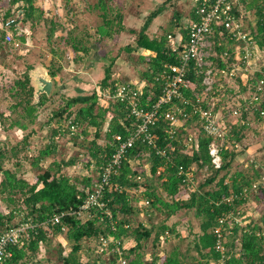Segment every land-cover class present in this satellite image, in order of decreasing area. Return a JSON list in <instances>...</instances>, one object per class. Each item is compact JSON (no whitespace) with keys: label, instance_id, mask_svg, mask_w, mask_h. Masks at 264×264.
Wrapping results in <instances>:
<instances>
[{"label":"trees","instance_id":"16d2710c","mask_svg":"<svg viewBox=\"0 0 264 264\" xmlns=\"http://www.w3.org/2000/svg\"><path fill=\"white\" fill-rule=\"evenodd\" d=\"M115 1L98 0L94 5L92 10L99 9L97 11L102 17V22L97 25L95 34L89 32L88 29L84 33H78L77 29L73 28L69 30L67 36L58 37L56 33L61 25L58 17H48L45 14L46 9L42 5H38L37 0H9L10 8L3 16L0 15V20L15 17L18 23V28L14 31V38L11 41L6 40L5 29L0 31V50L3 58H6L4 50L7 46L14 47L17 43H19L18 46H24L28 43L30 37L26 31L27 24L44 23L53 57L47 63L44 60L45 54L42 53V59L39 61L48 67L54 80V90L51 95L43 93L39 101L35 102L34 86L29 74V71L35 68L34 63L28 64V69L23 77L11 80L9 83H4L0 77V89L5 90L6 96L11 100V105L6 110L9 114L0 112V126L2 125L3 129L4 127L7 129L19 127L27 131L24 139L12 147L0 140V201L4 203V205H0V234L24 220L41 223L56 213L66 212L70 209L78 210L88 198L93 185L100 179L105 165L116 150L114 136L117 134L128 136L136 126V120L133 115L129 114L130 110L126 108L125 103L115 101L113 105L104 107L100 102L101 96L98 90L109 88L113 91L115 84L119 82L113 76V68L120 54L108 52L99 58L100 61L105 62L104 76L97 84L99 89L96 86L92 92L79 91L77 95L62 96L65 103L58 110H53L49 119L40 127L42 128L46 124L53 125L50 130L52 134L49 136V142L44 145L36 157L29 158L30 137L40 130L36 126L40 121L39 109L47 101L52 102L59 92L56 87L61 81L57 77L59 71L63 69L61 60L65 54L71 51L73 53L72 63L78 65L87 60L94 49L101 48L100 43L92 40L93 36L98 34L99 39L103 41L112 39L125 30L124 14L122 12L111 13V6ZM199 3L200 0H198ZM254 6L257 8L256 13L260 16L264 8V0H241L232 10L234 14L240 16L244 12H250ZM197 8L193 20L199 18L196 12ZM155 15L156 13L150 14L141 30H131L136 35L135 43L123 48L127 53L140 49L155 52V56H140L147 65V68L141 72L142 79L149 83L144 94L140 97L141 105L145 108H151L160 96L161 86L156 77L163 67L166 64L179 63V56L173 51L172 41L168 37L173 31L174 25H169L167 31L161 35L151 37L148 34L147 29ZM10 29H15V27L11 26ZM260 31L259 23L257 22L255 25L253 22L248 36L252 40H256L264 49V40ZM184 32L186 34L187 31L184 30ZM209 39L214 41V53L208 60L212 62L211 68L215 71L220 68H230L236 64V49H228L223 41L228 40L230 43L238 44L241 48V57L243 56L244 43L237 41L224 26L216 25L215 31ZM242 63L243 61L240 62V64ZM207 69L206 65L200 66L196 59L189 62L185 76L187 87L183 90V98L195 99L202 95L205 91L204 77ZM263 72V68H258L254 74H247L244 85L240 76H237L240 89H242L240 91L244 93L249 90L250 97L259 80L264 76ZM151 84H155V86H151ZM215 90L214 93H208L204 103L205 107L209 108L215 103L210 98L219 95L217 91L220 88H217L216 84L212 91ZM230 90L234 91L232 88ZM208 100H211V105L208 104ZM247 100L242 98V102L240 101L242 104H238L241 109L240 118L232 122L231 129L228 131L230 140L223 146L221 168H214L211 162L208 147L212 138L204 132L195 136L196 141L192 149L185 146V140L192 134L186 135L187 126L191 124L193 118H198L197 115L184 116L180 114L179 118L183 121V125L177 127V133L173 136L168 132L173 125L163 115L152 131L157 136L158 146L165 151V155L158 154L156 149L141 140H138L129 149L126 157L117 167V173L112 175L110 183L113 188L105 189L104 199L111 212V217L99 208H90L85 214V220L76 214H66L60 223L39 226L29 231L24 246L9 247L13 256L7 264H35V262H39L38 259H44V257H40V248L50 244L56 234L65 232H67L66 237L70 242L71 251L62 256V250H60L63 264H117L119 259L117 249L122 251V258L126 264H214L219 257L214 234L219 217L229 212L237 214L239 211L241 213L239 215L243 216V205L253 196L258 199V194L264 195V185L260 184L257 189L254 188L255 181L261 177L258 169L252 166L246 171L243 169L232 171L237 156L235 143L240 142L244 137L243 132L246 128L249 111H254L253 113L260 119L264 118L260 114V110H264V100L260 104L255 103L250 106ZM219 102H216L213 107L215 112L222 104ZM175 104L184 106L181 99H176ZM170 105H165L162 110H167ZM184 108H186L184 113L192 112L190 106H184ZM6 119L10 120L8 126L2 122ZM107 120L109 124L104 132L107 142L101 145L98 143V139L102 136ZM238 121L242 123L238 124ZM70 122L77 126L74 133L70 129L72 125ZM91 129H95L94 138L88 140ZM63 132L71 135L76 141L75 143L85 148V152L81 154L82 157L74 155L69 160L57 161L54 159L47 167H43L40 165L41 162L56 152L58 147L56 139ZM231 140L235 143H232ZM22 158L28 159L31 168L25 167L21 161ZM143 160H146L149 165H141ZM7 161L13 162L14 167H6ZM80 161L85 170L83 175H70L64 172V166H75ZM180 167L192 169L195 174V182L184 181L185 176L180 174ZM35 168L38 173L35 180L30 182L25 175L27 171L30 172ZM91 169L97 171L96 177L91 176ZM196 172L203 173L205 179L198 180ZM244 189L249 190L248 197L236 199L233 202L227 201L232 194H239ZM140 190H142L144 198H148L147 208L150 212L147 216L151 224L150 227L140 220L142 210L139 205L135 204L137 199L142 198L138 196L132 199L130 195L133 191L140 192ZM181 211L193 213L199 220L200 232L195 235L192 241H189L184 250L180 244L185 238L178 232L176 234L178 241L176 240L170 249H166L162 256L158 254L159 251H153L151 257L147 258L146 249L150 240L156 247L158 242L161 243L162 235L167 231L172 233L175 231V226L168 225L166 219L154 224L152 218L160 215L169 217ZM260 219L255 224H236L225 232V244L231 253V264H264V215ZM258 231L261 232L260 235L257 234ZM101 236H113L116 240V243L110 244V248L115 250L111 253L113 258L109 257L107 261L97 259L94 262H90V260L83 262L80 258V253L83 251L82 240L96 239L97 242L92 248L94 250L99 247ZM129 237L133 238L136 244L128 249L126 239Z\"/></svg>","mask_w":264,"mask_h":264},{"label":"rangeland","instance_id":"374dc122","mask_svg":"<svg viewBox=\"0 0 264 264\" xmlns=\"http://www.w3.org/2000/svg\"><path fill=\"white\" fill-rule=\"evenodd\" d=\"M98 0H37V4L42 5L46 9V15L48 17H55L57 16L59 19V22L61 23L59 30L57 31V36L60 37L61 35L67 36L69 30H72L73 28L77 29V32H86L88 29L89 32L95 34L96 28L99 23L102 22V17L99 16V13L95 9L92 10L94 5L96 4ZM141 0H116L113 3V6H111V13L115 14L116 12H122L124 13V21L123 24L127 26L128 28L139 30L140 26H142L144 20L147 16H149V13L152 10L160 11V14H158V17L156 19L158 21H164L167 16L169 17L171 14H166L168 7H157L151 2H147L146 5L139 4ZM164 1V0H161ZM170 2H172L170 0ZM168 3V2H167ZM36 4V5H37ZM161 7V8H160ZM10 8V2L9 0H0V15L3 16L4 13ZM166 8V9H165ZM256 6L253 7V9H250V12H244L243 21L245 23V29L247 32L250 31V26L252 25L255 20L258 18V13L256 10ZM94 11V13H93ZM136 12V13H135ZM127 18V19H126ZM130 18V19H128ZM171 20V18H170ZM170 20H165L162 24L163 27H160L161 30H158L159 34H163L167 31V28L170 24ZM2 22V21H1ZM0 22V31L4 28ZM184 26L186 25L187 21H183ZM159 26H161L159 24ZM183 26V27H184ZM126 27V28H127ZM153 29V27H151ZM148 30V29H147ZM26 31L28 33V43L24 46H18L19 43H17L14 47H8L4 50L6 55L2 57V51L0 50V77L2 78L4 83H9L11 80H16L17 78L23 77L25 75L26 70L28 69V64L34 63L35 68L38 65H44L46 68H48L43 62H40L39 60L42 59L41 54L44 53L45 57L44 60L48 63L51 58L53 57V54L50 50V45L47 41L46 36V27L44 26V23H39L36 25L27 24ZM154 30H149L150 34H152ZM131 32H127V34H117L112 39H105L101 41L99 38V35L96 34V36H93V41L96 43H100L101 48L94 49L91 54L88 56L87 60H85L83 63L75 64L72 63V55L71 51L67 52L65 54V57L61 60V63L63 64V69L59 71L58 74V80L61 81V83L56 87L59 91L58 94L54 97L53 101H47V103L40 107V121L36 124L37 128L39 127V132L32 135L30 137V153L29 158L36 157L38 152L44 147L45 144L49 142L51 133V125H45L44 127L40 128L42 123H45L49 117L51 116V112L53 110H58L60 106H62L65 102L62 100V96H69L78 93L79 91L88 90L89 92H92L96 86L97 89H99L98 82L103 78L104 76V61H100V56L104 55L105 53L110 52V54H120V56L117 58L116 63L114 65V78L118 79L119 82H124V77L132 78L131 83L134 85H137L139 88H143L144 84H149L148 82L142 81V71L147 68V65L145 67L144 64H139L136 66L127 65L128 63L126 61V58L128 55H132L134 61H138L140 58L138 57L137 53H127L124 52L123 48L126 46L127 43H135L136 36L132 34ZM134 41V42H133ZM223 43L229 48H235L236 49V55L235 60L236 64H240L242 61L241 59V48L236 43H230L228 40L223 41ZM110 50V51H109ZM121 51V52H118ZM207 51L210 52V55L214 53V41L211 39L209 41V46L207 48ZM18 56H21L22 58L19 59ZM34 56V57H33ZM38 59V60H37ZM125 60V61H124ZM131 63V62H129ZM216 63V62H215ZM7 64V65H6ZM6 65V67H5ZM253 68H263L264 69V50L261 49L260 45L258 47V50L254 53V59H253ZM4 66V68H2ZM125 66V67H124ZM49 70V69H48ZM87 73L89 74V77L87 76ZM250 74H254L250 73ZM240 76L241 82L244 85L246 83L247 73H239L238 77ZM0 78V79H1ZM88 78V80H87ZM141 79V81H140ZM88 82V83H86ZM217 88H220L218 92V96H213L212 99L213 102H221L219 109L217 110V115L220 119L221 125L226 129H231V124L233 121H236L239 119L240 114L235 115L233 114V109L240 107L238 104L240 103L241 99H245V101L249 97V90L242 93L240 90L241 86L239 85L237 78L229 79V78H221L220 76H215V83ZM87 85V86H86ZM86 87V88H84ZM230 88L234 89V91H231ZM84 89V90H83ZM99 93V92H98ZM7 93L5 90L0 89V112H5L7 115L9 114L7 108L11 105V100L8 99L6 96ZM101 104L104 107H108L110 105H113L115 101L113 99H110L108 96H105L104 98L101 97L100 100ZM209 105H211V100L207 101ZM212 102V103H213ZM219 102V103H220ZM242 102V101H241ZM248 102V100H247ZM242 104V103H240ZM254 112V111H253ZM249 111L248 116L246 118L247 123L246 128L244 129L243 135L244 138L242 139V142L244 144V148H246L248 151L241 153L243 155L238 156L239 161H245L250 158L259 159L262 158V161L264 163V152H262V155L259 154V150H255V144L256 143H264V127L262 122L264 121V118H259L256 114ZM264 116V115H263ZM263 119V120H262ZM5 125L8 126L10 124V120L6 119ZM102 136L100 139H98V143L101 145L106 144V136L104 135V132L107 130L108 126V120L106 121ZM246 122V121H245ZM64 124V122H62ZM242 123L238 121V124ZM183 121L178 119L177 127L182 126ZM29 129V128H28ZM30 130V129H29ZM95 132V129L90 130V136H88V140H91L93 137V134ZM201 132H203L200 120L198 118H193L191 124L187 126L186 129V135L188 133H192V135L197 136ZM27 131L22 130L19 127H14L7 129L0 126V140L6 142L10 147L17 144L18 142H21L24 137L26 136ZM58 143L57 150L54 154L46 158L41 162L40 165L43 167H47L49 163L52 160L61 161L63 159L69 160L71 156L78 155L82 157V153L85 152V148L83 146L78 145L75 143L76 141L72 138L71 135L63 132L58 138L56 139ZM80 141V139H78ZM80 143V142H79ZM261 151V150H260ZM238 153V152H237ZM80 154V155H79ZM23 153L21 154V156ZM262 156V157H261ZM23 157V156H22ZM28 160V159H27ZM25 159H21L22 163L25 165V167L31 168L28 161ZM30 160V159H29ZM244 163H240L241 165L238 170H249L252 166L244 167ZM81 161L77 163L75 166H64V172L68 173L70 175H78L81 176L84 174L85 170L82 168ZM141 165L148 166L146 160L141 161ZM249 165V164H248ZM6 167H14L13 162L7 161L5 164ZM255 168V167H254ZM91 176L96 177L97 171L95 169H91ZM38 173V170L32 169V171H27V174L25 175L30 182L35 180V176ZM197 179L198 180H204L205 177L203 176V173L196 172ZM264 175V169H262V173L260 172V175ZM196 180V179H195ZM132 199L136 197H141L142 199H137L135 201V204L140 206L142 209H144L140 216V220H143L145 224L149 227L151 224H149V217L148 212L149 209L147 208L148 198H144V194L141 192L133 191L131 194ZM259 195V194H258ZM141 200V201H140ZM0 205H4L3 202L0 201ZM248 206V205H247ZM247 209V218L255 217L260 219L262 215H264V197L263 199L259 200L257 205H249L246 207ZM245 209H242L244 212ZM252 210V211H251ZM147 212V213H146ZM245 213V212H244ZM251 215V216H250ZM179 216V217H178ZM184 216V218H183ZM83 220H85V215L81 217ZM163 220V217L155 216L152 218V222L154 224H158ZM261 220V219H260ZM170 226H175V231L172 233L170 232L169 238L166 237V234L161 236V243L158 245L156 244V247L153 246V243L150 242L148 244L147 248V255L150 257V254L152 255V252H158L160 254H164L165 250L170 249L173 244L176 243L178 232L181 234V236H184V241H182L181 248L184 250L187 248V244L189 241H192L195 238V235L200 232V225L199 220L193 215V213L189 212L186 213L184 211L179 212L176 214V216L171 217L168 222ZM67 232L56 234L53 237V240L51 244H49L48 248L46 246L42 247V253L41 258L44 257V259H38L39 262H35V264H63L62 259L60 258L61 254L59 251V245L61 244V248H63L62 256L65 255L64 250L69 253L71 251L70 242L68 241L66 237ZM101 239H99V242ZM170 240V241H169ZM178 241V240H177ZM96 239L92 238L91 240H82L83 245V251L80 253V258L83 260V262H87L90 260V262H94L97 259H101L104 261H107L109 257H112L113 255L111 253L115 252V250H112L108 243L107 248L104 246V250L102 251L100 247H97V249H92L93 246L96 244ZM167 244H166V243ZM162 243L164 244L165 248L162 247ZM67 246V247H65ZM128 248V247H127ZM118 251V250H117ZM119 259L117 261V264H122V256L119 252ZM113 258V257H112ZM212 264V263H211Z\"/></svg>","mask_w":264,"mask_h":264},{"label":"built area","instance_id":"2783aa9c","mask_svg":"<svg viewBox=\"0 0 264 264\" xmlns=\"http://www.w3.org/2000/svg\"><path fill=\"white\" fill-rule=\"evenodd\" d=\"M241 0H200L197 8V14L199 18L197 20H191L187 30L186 39L179 36L169 34L168 37L172 41V49L179 56L178 64H166L162 71L156 77V80L160 82L161 93L157 101L152 104L151 108H145L141 105L140 97L144 94L145 88L148 84H144L141 89L137 85L131 82H117L114 90L109 88L105 90H98L101 97L108 96L114 101H119L126 104V108L130 110V115H133L136 120L135 128L128 134L123 136L117 134L114 136L116 142V150L113 152L109 162L105 165L101 177L93 185V189L90 192L88 198L79 207L78 210L70 209L66 212L56 213L51 218L39 223L32 220L21 221L18 225L11 227L2 234H0V264H7L12 258L13 252L9 248L10 246H24L29 236V231L36 229L43 225H53L60 223L62 218L66 214H76L80 217L85 215L90 208H99L103 210L108 216L111 217V212L107 207V202L104 199L105 189L113 188L111 185L112 175L117 173V167L121 164L122 160L126 157L129 149L135 145L138 140L146 142L157 150L158 154L165 155V151L158 146V138L152 131V128L156 126L160 117L165 115L173 125L169 129L171 136L177 133V122L180 114L193 116L197 115L203 132L212 138L209 144V155L214 168L219 169L223 164L222 150L224 143L230 140L228 130H226L220 123L218 113L213 110L215 103L209 108L204 106L207 100L209 92L214 88L215 76L220 75L224 78L234 79L239 73H253V59L254 53L258 50L259 43L256 40L249 38V32L245 29V23L243 21V14L237 16L233 13V7L237 5ZM2 21V22H1ZM2 26L6 31V40L11 41L14 38V31L18 28V23L15 17L7 20H0ZM257 22L261 28L260 35L264 40V8L261 15L258 16L254 24ZM216 25H222L229 33L237 40L244 43L243 56L241 57L242 64H233L230 68H220L215 71L211 68L212 62L208 60L210 52L207 51L209 46V37L213 35ZM14 26L15 29H10ZM261 47V46H260ZM263 50V48H261ZM196 59L199 65H206L208 69L205 72L204 84L205 91L197 98H183V90L187 87L185 81L186 71L188 64L191 60ZM264 75V72H263ZM155 86V84H151ZM264 98V76L259 80L255 90L251 93L248 99V105L260 104ZM176 99L183 100L184 106H190L191 113H184L186 108L175 104ZM171 104L167 110L163 111L165 105ZM247 108V107H246ZM241 109L239 107L233 110V114H240ZM260 114L264 115V110H260ZM72 124V122H70ZM70 129L72 133L77 130L76 125H71ZM195 136L189 135L185 140V146L192 149L195 145ZM232 143H235L231 140ZM236 145V143H235ZM227 146V145H226ZM237 146V145H236ZM180 174H183L184 181L195 182V174L192 169H184L180 167ZM160 173V171H159ZM140 179V177H138ZM258 184H254V188L257 189ZM142 190H140L141 192ZM249 190L244 189L239 194H232L227 201L233 202L236 199L248 197ZM240 211L235 214L234 212L225 213L219 217L218 225L214 229L216 237V251L219 253L218 259L214 264H231V253L228 246L225 244V232L228 228H232L234 225H245V221ZM166 237L169 238L170 232L167 231ZM261 234L260 231L257 232ZM99 247L104 250V246L116 243L113 236H101ZM107 248V246H106ZM114 250V249H112ZM121 255L122 251L117 249ZM122 258V256L120 257ZM122 264H126V261L122 258Z\"/></svg>","mask_w":264,"mask_h":264},{"label":"crops","instance_id":"0c3cea01","mask_svg":"<svg viewBox=\"0 0 264 264\" xmlns=\"http://www.w3.org/2000/svg\"><path fill=\"white\" fill-rule=\"evenodd\" d=\"M172 2H170V0H164V1H161V0H141L140 2H139V4H142V5H144V3H145V5H146V3L147 2H151V4L153 3H155L154 5L155 6H157V7H159V6H161V7H168V9L169 10H167V13L166 14H171L169 17L167 16V18H165L164 19V21L165 20H170V18H171V20L169 21L170 22V24L169 25H174V29H173V31L170 33V34H172V35H174V36H177V37H179V36H181V37H183V38H185L186 39V35H187V32H186V34H185V32H184V30L185 31H187L186 30V27L188 26V24L190 23V21L191 20H193V18L195 17V10H196V8H197V5H198V0H171ZM168 2V3H167ZM160 7V8H161ZM166 9V8H165ZM136 13V12H135ZM153 14V13H156V15L152 18V20L150 21V24H149V27H148V30H147V32H148V34L152 37V36H154V35H161V34H159L158 33V30H161L160 29V27H163V25L164 24H162L164 21H158L157 19H156V17H158V14H160V11H157L156 9L155 10H152L150 13H149V16H150V14ZM124 14V13H123ZM149 16H147L146 17V19L144 20V22H143V24H142V26H140L139 28V30H141V28L143 27V25H144V23H145V21L147 20V18L149 17ZM127 19V18H126ZM128 19H130V18H128ZM124 21V20H123ZM183 21H187L186 22V25L184 26V22ZM159 24L161 25V26H159ZM126 25V24H125ZM184 26V27H183ZM125 27H127V26H125ZM151 27H153V29H151ZM131 30H134V29H131V28H125V30H123L121 33H119V34H122L123 32H124V34H127V32H131ZM139 30H136V31H139ZM149 30L151 31V30H154L153 32H152V34H150V32H149ZM132 34H134L135 35V33H132L131 32V36H133ZM136 36V35H135ZM134 42V41H133ZM133 45L134 43H131V42H129V43H127L126 44V46L127 45ZM264 50V49H263ZM133 54L134 53H137L138 54V57L140 58V56L141 55H143V56H155V52H153V51H151V50H148V49H140V50H138V51H133L132 52ZM133 56L132 55H128L127 56V58H126V61L128 62L127 64H126V66L129 64V65H131L132 67L133 66H136V67H138L137 65H139V64H144L145 65V67H146V63L140 58L138 61H134L135 59H133L132 58ZM125 61V60H124ZM129 62H131V63H129ZM125 67V66H124ZM146 69V68H145ZM258 69V67L257 68H254V72L256 71ZM86 77H89V74L87 73V76ZM131 79L132 78H128L127 76L126 77H124V82H131ZM141 79H142V76H141ZM141 79H140V81H141ZM87 80H88V78H87ZM142 81H145V82H147L146 80H144V79H142ZM141 81V82H142ZM86 83H88V82H86ZM89 84V83H88ZM87 86V85H86ZM84 88H86V87H84ZM53 90H54V88H53ZM84 90V89H83ZM81 92H83V93H87L88 92V90H84V91H81ZM79 93V92H78ZM78 93H76L75 95H77ZM262 100H264V98L262 99ZM251 112H253V111H251ZM262 124H263V127H264V121L262 122ZM244 138V137H243ZM242 138V139H243ZM242 142V140L240 141V142H238V143H236V150H237V156H236V158H235V160H234V163H233V170L232 171H236L237 170V168H239V166L241 165L240 163L242 162V163H244L242 160L241 161H239L238 160V156L239 155H243V154H241V153H243L244 152V150H245V152L246 151H248L246 148H244V144L243 143H241ZM255 150H259V151H257V152H259V154L260 155H262V152H264V143L263 142H261V143H256L255 144ZM261 150V151H260ZM262 157V156H261ZM261 160H257V159H255V158H250V159H247L246 161H245V163L243 164L244 165V167H248V166H253V167H255L256 169H258L261 173H262V169H264V163H263V161H262V158H260ZM249 164V165H248ZM255 183L256 184H258V185H260V184H262V185H264V175L262 174L261 175V177H260V179H257L256 181H255ZM255 191H257V190H255ZM257 192H259V191H257ZM263 197H264V195L262 194V193H260L259 195H258V199H255V197L253 196V198L251 199V200H249L248 202H246L244 205H243V208L242 209H245L244 210V214H243V219H244V221H245V225L246 224H248V223H251V224H255L256 222H258V221H260V219H259V217L258 218H255V217H252L251 215V217L250 218H247L246 216V214H247V208L246 207H248L249 205H257V203H258V201L259 200H261V199H263ZM248 205V206H247ZM141 210L143 211L144 209H142L141 208ZM252 211V210H251ZM174 216H176V215H171V216H169V217H167V216H162L163 217V219H166V221L168 222V220L171 218V217H174ZM179 217V216H178ZM262 217V216H261ZM260 217V218H261ZM183 218H184V216H183ZM149 222V224H150V221H148ZM168 224V223H167ZM169 225V224H168ZM151 226V225H150ZM149 226V227H150ZM52 242V241H51ZM51 242H50V244H51ZM150 242H152V240H150L148 243H150ZM159 243V242H158ZM158 243H157V245H158ZM166 243V242H165ZM135 244H136V241L133 239V238H131V237H129V238H127L126 239V247H128V249L129 248H131V247H133V246H135ZM160 244V243H159ZM167 244V243H166ZM48 246H49V243L48 244H46V248H48ZM71 246V245H70ZM62 246H61V244L59 245V251L60 250H62V252H63V248H61ZM65 247H67V246H65ZM162 247L163 248H165V246H164V244L162 243ZM42 250H43V248H40V253L39 254H41L42 253ZM64 253H65V255H67L68 253H67V251H65L64 250ZM160 256H162L163 254H160V253H158ZM146 255H147V249H146ZM64 256V255H63ZM150 257H151V254H150ZM150 257H148V255H147V258H150Z\"/></svg>","mask_w":264,"mask_h":264},{"label":"water","instance_id":"95a60500","mask_svg":"<svg viewBox=\"0 0 264 264\" xmlns=\"http://www.w3.org/2000/svg\"><path fill=\"white\" fill-rule=\"evenodd\" d=\"M31 83L34 86V101L38 102L41 94L51 95L54 88V80L51 77L48 68L44 65H38L29 71Z\"/></svg>","mask_w":264,"mask_h":264}]
</instances>
